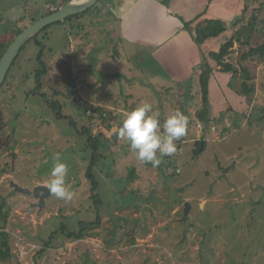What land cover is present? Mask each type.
<instances>
[{
  "label": "rangeland",
  "instance_id": "1",
  "mask_svg": "<svg viewBox=\"0 0 264 264\" xmlns=\"http://www.w3.org/2000/svg\"><path fill=\"white\" fill-rule=\"evenodd\" d=\"M60 2L65 0H0V50L16 38L15 30H25L61 6ZM243 3L244 8L247 0ZM97 11L75 21L74 28L55 26L37 34V40L43 46L41 62L45 64L47 73L41 80L39 92L33 93L36 88L33 74L39 69L37 56L40 48L33 41L25 45L0 88V202L5 200L4 212H8L4 230L9 234L11 248L10 260L0 264H264V212L261 207L257 204L249 207L247 215L242 206L225 203L229 200L223 197L224 203L212 205H200L199 200L205 194L212 196L209 185L218 175L211 181L213 174L207 177L205 172L213 173L214 168H231L230 185H241L250 177L258 179L255 185L258 193L254 192L257 196L247 199L246 204L264 203V169L261 172L259 168L247 167L254 160L263 166L264 154L260 160L254 154L256 143L243 141V137L249 134L264 131V85L257 88L255 97L252 95L253 107L248 116L252 127H239L227 142L222 141L219 145L208 143L199 160L195 158L192 163L181 156L176 166L166 164L164 160L156 168L151 164H141L126 141L111 136L116 129L104 131L95 125V121L88 122L78 115L80 104L89 106L85 102L91 100L92 105L114 113L115 108L132 107L134 104V109L143 102H149L161 117L165 116L157 100L161 96L162 102L171 106L176 103L175 109L167 111L168 116L178 109L189 120L195 109L191 107L200 102L196 99L200 87L198 82L197 85L189 83L192 85H185L186 93L181 96L166 84L167 78L163 79L164 82L160 80L162 78L155 77L158 71L154 73L139 64L130 65L128 61L117 62L110 57L114 55L110 54L112 51L107 56L103 49L107 14L99 16ZM251 16H256L259 22L251 29L245 25L238 28V23L231 30L237 38L249 40L248 46L242 48L235 43L226 58L235 70V76L220 74L221 82L234 83L236 88L242 82L253 83V78L245 80L242 73H246V78V70L252 71L260 62V58L254 55L253 61L248 58V62H241L240 56L264 43V29L260 26L264 19V0L248 3L243 18L247 21ZM246 21L241 23L246 24ZM89 24H93L94 30ZM76 33H80L79 36ZM133 48L130 46L129 54L140 55L141 51H131ZM73 56L76 63L86 66L87 70L93 65L98 70V59L104 73L112 63L115 71L125 76L117 78L93 72L85 80L84 66H68ZM126 65L131 68L129 71ZM58 66H65V72L68 69V78L66 72V80L63 81L68 85L72 83L71 88L66 89L63 85L59 75L62 69L58 71ZM154 69L159 70L158 67ZM228 88L235 91L232 84ZM227 96L222 100V108L227 107ZM193 97L196 101L191 100ZM53 102H58L68 120L57 121L49 106ZM217 105L214 104L215 107ZM69 120L75 122L76 131L69 130ZM206 126L204 124L205 129ZM84 128L103 134L99 138L100 161L92 169L93 177L99 182L97 193L102 204L98 208L99 224L85 229L83 239L75 241L59 234L61 226L66 225L69 231H78L79 223H95L97 219L90 200V180L86 177L91 149L86 147L87 137L76 134ZM186 133H198L196 119L191 117ZM57 152L70 166L66 183L75 196L72 201L65 202L49 195L45 206L39 210L33 207L37 202L35 199L14 192L10 182L29 190L45 186L53 155ZM232 154L240 164L232 165L236 160L230 158ZM132 171L134 177H130ZM246 190L251 189L235 187V191ZM242 194L240 192L239 196ZM185 204L188 206L186 217ZM51 236L53 240L47 244Z\"/></svg>",
  "mask_w": 264,
  "mask_h": 264
},
{
  "label": "crops",
  "instance_id": "2",
  "mask_svg": "<svg viewBox=\"0 0 264 264\" xmlns=\"http://www.w3.org/2000/svg\"><path fill=\"white\" fill-rule=\"evenodd\" d=\"M67 2L68 1L66 0L64 3L60 2L61 6L65 5ZM95 5H97L96 8L98 5L100 7L97 11L99 16L103 13L107 14V19L104 22L105 27L103 32L105 40L103 41V49L107 56L114 54L110 55L113 60L121 63L128 61L130 65L136 63L144 69H150L151 72L158 71L157 73L154 72L155 77L162 78L160 80L167 78L168 83L166 84L171 85L175 92H178L179 94L181 93V96L184 95L185 90L183 87L185 85L191 86L192 84L189 83L197 85L196 83L198 82V76L201 71L199 66L204 61L208 62L212 69L208 82V120L210 122L206 124L207 126L205 129L204 124L196 120L198 133H196V135L186 133L184 137L179 141H176L177 152L179 155H174V160L171 163L172 165L176 166V162L181 156L185 157L186 160H189V163H192L195 158L196 160H199L208 143L211 142L219 145L222 141L227 142L231 133L235 132L239 127H252L253 124L248 120V116L251 114L253 107L252 95L254 94L255 97V94L258 91L257 88L264 85V58L259 56L260 62H255V64L257 63V67L252 71L248 69L246 70V78L244 77L246 73H242V78L245 80L253 78V83L247 84V87L252 89L250 100L248 101L245 96L237 94L238 88L235 87L236 84L229 83L233 85L235 90L233 91L228 88L229 84L221 82L220 74L222 72L219 71L215 62L209 58L211 53H217L220 50L222 45L226 42V39H230L233 36L234 32L232 33L231 31L233 30V26L235 27L239 23L240 27L238 28L243 27L241 22H239L244 5L243 0H170L167 4L165 3V0H99L84 12L93 8ZM101 8L102 11H100ZM196 18L199 19L191 24V27H188L189 30H186L185 24L190 23ZM204 20H220L224 22L226 25V32L215 39L207 40L204 44L198 47L192 40L194 36L193 32L195 31L196 24ZM59 27L62 26L60 25ZM192 28L193 31H191ZM261 45H264V43ZM130 46L134 47L131 51L140 50V55L133 53V55H130ZM115 50L117 54L115 53ZM110 51L112 52L110 53ZM74 59H76L75 56L69 59L68 66H84L76 63ZM140 59H143L144 62H141ZM113 60H111V62ZM135 60L139 62H133ZM249 60L253 61L254 59L250 57ZM99 61L100 60L98 59L96 61L98 62V70L94 68L95 65L88 70L86 66H84L83 75L85 76V80L86 78L91 77L92 74H94L93 72H100L106 76V74L112 75L113 73H111V71H113L114 73H117V75L125 76L122 73L116 72V68L112 66V63H109L110 67L109 69L106 67V73H104L103 71L105 69H101L102 62ZM246 61L248 62V59ZM83 62L85 63V61ZM129 67V65H126L127 71L131 69H129ZM155 67H158L159 70H155ZM92 69L94 71H92ZM74 75L79 79L77 74L74 73ZM80 75L82 76L81 72ZM260 75L263 78H261V81ZM90 82L91 81H89L88 84H90ZM164 82L161 81L163 85ZM151 90H154V88H151ZM199 90L196 99L200 102H197L196 105L191 107L195 109L191 112L189 117L190 123L191 117L195 120V112L201 109ZM224 95H228V102L227 107L223 106L222 108V100L225 97ZM160 97L157 98L155 96V100L157 98L159 106L166 116L160 117V120L163 122L168 117L167 111L172 108L175 109L176 103L171 106L168 102L166 103L163 101V103L162 100L159 99ZM89 99H91V97H89ZM191 100L196 101L195 97ZM217 103L219 104L217 105ZM214 104L217 106L215 107ZM133 106L134 104L132 107L129 106L114 109L116 112L114 113L118 116L119 121H121V118L133 109ZM218 124L221 125V127H218ZM200 131L201 133H199ZM123 141L125 140H122V142ZM243 141L256 143L253 146L254 154H257L258 158L261 160L262 154H264V131L263 133L249 134L248 136L243 137ZM200 144L201 150H199ZM198 150L200 151L199 153ZM223 156H225V153H223ZM230 158L234 159L236 156L232 154L230 155ZM165 163L168 164L166 161ZM237 163H239V161H237L236 158L232 165H236ZM243 163L246 164L247 161H244ZM253 164L254 166L251 167ZM260 165L261 163L257 164L254 160V162L247 167L259 168L258 170L262 172L264 165ZM230 170L231 168H214L213 173L211 171L205 172L207 177L213 174L211 181L216 178L217 174L218 175L214 181H210L211 183L209 186H211L212 189V196L208 197L205 194L204 197H200V205L206 203L211 205L213 203H224L223 198H225L229 200L225 203H233L234 205L242 206L244 213L247 215L249 214V207H254L256 204L261 207V210L264 212V203L258 204L253 202L249 205L246 204L247 199L255 198L257 196L254 192L258 193L257 186H255L257 185L258 179H255L256 177H254L252 180L250 177L241 185H230ZM258 176L259 175H257V177ZM225 182L229 184L227 188L224 187V185L227 184ZM192 184L193 183L189 184V186ZM235 187H243L244 189L251 190L235 191ZM206 189H208V187ZM240 192L243 193L241 196H239ZM247 193L250 194L245 196ZM232 196L234 198H232ZM209 200L210 202H208ZM241 215L243 216L242 212Z\"/></svg>",
  "mask_w": 264,
  "mask_h": 264
},
{
  "label": "trees",
  "instance_id": "3",
  "mask_svg": "<svg viewBox=\"0 0 264 264\" xmlns=\"http://www.w3.org/2000/svg\"><path fill=\"white\" fill-rule=\"evenodd\" d=\"M69 1V0H66ZM170 0H165V3L167 4ZM252 1H259V0H247V4L246 6L243 8L242 10V16L239 19V22L246 21L243 18L244 12L246 11L247 5L249 2ZM99 4V3H98ZM260 6H262L261 3H259ZM97 5H95L93 8L87 10L86 12L82 13V14H78V15H74L71 16L67 19H65L63 22H57L51 26H49L48 28H46L44 30V32H46L47 30H50V28L55 27V26H64L67 27L69 26H75V21H80L82 18L88 17L90 16L91 12L93 13L94 10H98V7L96 8ZM59 7V6H58ZM58 7H56L55 9H57ZM53 11L55 12V10H51L50 13H47V15H50L53 13ZM197 19L191 21L188 24H185V28L186 30H189L188 27L193 24ZM34 23V22H33ZM245 22L241 23L242 26H246L249 29H251L250 27H253L254 24H258L259 22L257 21V17L256 16H251L249 19H247L246 24H244ZM92 29L94 30V26L93 24H89ZM260 26H262V29H264V19L260 22ZM244 28V27H242ZM0 30L2 31V29L0 28ZM4 30V29H3ZM66 30V28H65ZM24 29H17L15 30V35L18 36L21 32H23ZM226 32V25L224 22L220 21V20H204L201 21L199 23L196 24L195 27V31H194V36H193V41L196 44V46H200L202 44H204L207 40L209 39H215L217 37H219L220 35H222L223 33ZM77 36H79L80 33H76ZM38 37V36H37ZM37 37L33 38L30 41H33L36 45L37 48H40L39 51V55L37 56V61L39 62V69L33 74L35 81H36V88L34 89V92H39L40 88L42 86V78L47 74L46 73V67L45 64L43 62H41V57H43V46L41 44V42H39L37 40ZM248 38V37H246ZM29 41V42H30ZM248 41L247 39H245L243 41V39L241 38H237V36H232L228 41H226L222 47L220 48V50L217 53H211L209 55V58L216 63V66L219 68V71L225 74H230L232 73V75H235V70L233 69L232 65L229 64V61L226 59L228 58V54L231 53L233 45L235 44V42L239 45V47H246L248 46ZM10 44V43H9ZM8 44V46H9ZM3 47L0 50V59L3 56V54L5 53L7 47ZM24 50V48L20 51V53ZM19 53V54H20ZM254 56H260L262 58H264V45H261L257 48H251L249 49L247 52L243 53V55L241 56V60L242 61H246L248 58L253 57ZM14 64V63H13ZM65 64V63H64ZM200 74L198 76V84L200 87V97H201V109L195 112V116H196V120L199 121L202 124H207L210 121L208 120V82H209V78L211 76L212 73V69L209 66L208 62H203L200 66ZM62 69V70H60ZM60 70V71H59ZM58 71H59V75L62 78V82L63 85H66V89L67 88H71V86L73 85L72 83H70L68 85V83H65L63 81L66 80L65 79V73L67 72V78H68V69L66 68V72H65V66H58ZM10 73V69L6 75V78L4 80V82L6 81L8 75ZM112 76H116L117 78L121 77L120 75H117V73H113L112 75H110L109 77ZM120 80V79H119ZM3 84V83H2ZM2 86V85H1ZM1 88V87H0ZM74 93V92H71ZM252 93V89H250L249 87H247V84L245 82H242L237 90V94L241 95V96H245L247 101L250 100V96ZM185 95V92H184ZM73 97V96H71ZM192 99V98H191ZM46 102V101H45ZM90 102V103H89ZM89 102H85V104L89 105V106H84L83 104H80L81 107V112L78 115H82L88 122L91 121H95V125H97L99 128H102L104 131H110L112 132L113 129H116L113 134L111 135L112 137H117L116 132L120 126V122L118 119V116L111 112L108 111L100 106H94L92 105L91 101ZM49 104V103H48ZM50 109L52 110V112L54 113V116L56 119H58L57 121H61V120H68L69 117H66L62 114V110H61V106H59L58 102H53L52 104H49ZM89 107V108H88ZM122 119V118H121ZM162 122V121H161ZM68 128L69 130L72 131H76V125L75 122H73L72 120H69L68 123ZM100 133H102L100 131ZM77 135L79 136H86L87 137V141H86V147L91 149L90 152V160H89V164L87 165V172H86V177L90 180V200L92 201L93 205H94V213L96 214V222L95 223H89V224H84V223H79L78 225V231H69L68 227H66V225H62L61 226V231L59 234H61L64 238L68 239V240H75V241H80L83 239V232L85 229H87L88 227H94L97 226L99 224V217H98V208L100 207V205L102 204L99 196H98V188H99V182L98 179L93 177L92 175V169L94 167H96L98 165V162L100 161V157L101 154L99 153L98 148L100 147V140L99 138L103 135V134H95L92 133L90 128H84L83 131L81 133H77ZM176 155V153L174 154ZM174 155L172 157H166L164 159V161H166L168 164H171L172 161L174 160ZM179 172V171H178ZM134 177L133 171L130 174V177ZM6 208V204H5V200H1L0 202V262L4 263L10 260L11 258V248L8 242V236L9 234L4 230V226L7 224V219H8V212H4V209ZM92 212V210H91ZM53 237L51 236L49 238V241L47 242L50 243L52 242Z\"/></svg>",
  "mask_w": 264,
  "mask_h": 264
},
{
  "label": "clouds",
  "instance_id": "4",
  "mask_svg": "<svg viewBox=\"0 0 264 264\" xmlns=\"http://www.w3.org/2000/svg\"><path fill=\"white\" fill-rule=\"evenodd\" d=\"M188 124V117L178 109L162 123L160 113L153 110L151 103L143 102L122 117L116 135L127 142L141 164L156 168L165 157L177 152L176 141L186 135ZM69 172L70 166L63 161L62 154L55 153L45 188L65 202L75 196L66 183Z\"/></svg>",
  "mask_w": 264,
  "mask_h": 264
},
{
  "label": "water",
  "instance_id": "5",
  "mask_svg": "<svg viewBox=\"0 0 264 264\" xmlns=\"http://www.w3.org/2000/svg\"><path fill=\"white\" fill-rule=\"evenodd\" d=\"M97 1L99 0H69L65 5L55 10V12L35 21L31 26L16 36V38L9 44L5 53L0 59V87L4 82L9 69L18 57L20 51L30 40L35 38L37 34L49 26L57 22H63L65 19L71 16L83 13L86 9L93 6ZM199 147V150H201V144ZM199 150L198 153L200 152ZM10 186L13 188L14 192L35 199L37 202L36 204H33V207L35 206L39 210L45 206V199L51 195L45 186L42 185H39L32 190L22 188L14 182H10ZM187 207V204L184 205V217H186L188 214Z\"/></svg>",
  "mask_w": 264,
  "mask_h": 264
}]
</instances>
